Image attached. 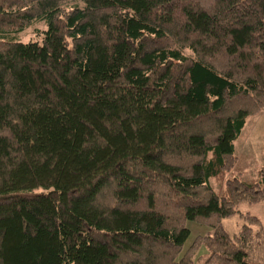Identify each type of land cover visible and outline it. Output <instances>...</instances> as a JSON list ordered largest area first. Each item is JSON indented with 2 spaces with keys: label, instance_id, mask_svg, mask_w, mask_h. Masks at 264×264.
Returning a JSON list of instances; mask_svg holds the SVG:
<instances>
[{
  "label": "trees",
  "instance_id": "1",
  "mask_svg": "<svg viewBox=\"0 0 264 264\" xmlns=\"http://www.w3.org/2000/svg\"><path fill=\"white\" fill-rule=\"evenodd\" d=\"M263 110L264 0H0V264H262L264 165L211 181Z\"/></svg>",
  "mask_w": 264,
  "mask_h": 264
},
{
  "label": "rangeland",
  "instance_id": "2",
  "mask_svg": "<svg viewBox=\"0 0 264 264\" xmlns=\"http://www.w3.org/2000/svg\"><path fill=\"white\" fill-rule=\"evenodd\" d=\"M36 29L42 30L43 23H35L32 27L22 32L20 35L22 40L29 41L36 39ZM239 108V104H233L226 114L234 112ZM205 126L211 127L212 124L206 122L199 124V128ZM235 156L236 162L234 168H230L222 180L213 179L211 181V185L217 192H221L225 189L226 181L231 177L240 178L246 182H252L257 178L260 168L264 165V110L260 114L252 116L247 120L245 128L235 142ZM159 204L160 201L157 205L158 209H160ZM247 216L256 217L259 222L254 223L255 229H261L264 233V201L254 204L242 202L238 206L237 213L223 218L221 222L224 229L231 236H234L241 230L242 226L248 222ZM187 226L191 234L187 240L185 249H187L199 236L204 237L206 234L212 232V229H209L207 226L195 224L193 222H188ZM158 252H160V250H158ZM181 254H184V251H182ZM208 254L209 251L203 246H200L198 252L194 255V264H202L206 260ZM262 264H264V260Z\"/></svg>",
  "mask_w": 264,
  "mask_h": 264
}]
</instances>
